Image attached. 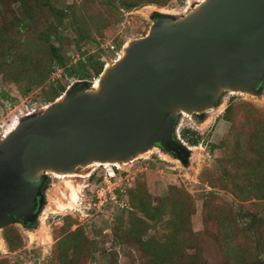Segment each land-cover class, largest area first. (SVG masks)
<instances>
[{
  "label": "water",
  "instance_id": "water-1",
  "mask_svg": "<svg viewBox=\"0 0 264 264\" xmlns=\"http://www.w3.org/2000/svg\"><path fill=\"white\" fill-rule=\"evenodd\" d=\"M121 56L104 66L98 87L72 84L0 139V235L28 224L50 175L134 162L169 145L180 114L213 110L225 92L259 97L264 0H204L153 23Z\"/></svg>",
  "mask_w": 264,
  "mask_h": 264
},
{
  "label": "trees",
  "instance_id": "trees-1",
  "mask_svg": "<svg viewBox=\"0 0 264 264\" xmlns=\"http://www.w3.org/2000/svg\"><path fill=\"white\" fill-rule=\"evenodd\" d=\"M169 1L0 0V79L17 86L22 97L32 95L34 102H54L67 91L68 78L88 81L92 74L99 77L102 73L105 31L110 25L120 23L122 10L131 11L144 5L162 7ZM153 15L157 17L160 13ZM89 45H95L97 51L89 54ZM59 70L61 78L52 80V75ZM1 94L2 99L14 103L7 93ZM223 120L231 126L214 148L228 150L230 156L216 162L213 173L218 175L208 176L211 186H219L237 200L255 199L253 204L263 203L264 118L254 106L241 102L229 104ZM184 137L192 146L200 142L196 134L186 136L185 133ZM171 190L170 197L153 204L145 187L129 188L130 227L124 229L123 218L113 215L121 228L117 242L132 264H207L205 258L210 253L212 264H264V216L251 213V219L242 224L249 213L235 212V207L223 202L218 193L203 194L205 220L217 225V234L207 238L209 242L200 241L191 228V216L195 213L192 195L175 186ZM122 196L118 191V198ZM64 221L53 233L55 242L49 263L94 264L95 255L107 249L96 238L90 239L82 225L72 230L77 224L75 219L67 216ZM160 224L164 226L163 233L158 230ZM232 229L236 235L248 236L247 242L235 243L231 238ZM150 230L155 233L145 239ZM4 239L10 252L24 246L14 227L4 230ZM222 243L226 247L217 251ZM0 264L10 263L0 260Z\"/></svg>",
  "mask_w": 264,
  "mask_h": 264
},
{
  "label": "rangeland",
  "instance_id": "rangeland-1",
  "mask_svg": "<svg viewBox=\"0 0 264 264\" xmlns=\"http://www.w3.org/2000/svg\"><path fill=\"white\" fill-rule=\"evenodd\" d=\"M74 0H68L72 3ZM195 0H171L165 6L144 5L131 11L122 10L121 21L118 24L110 25L105 31V43L103 48L106 50L103 58L105 64L110 63L115 58V53L110 48H105L109 42L115 46V51L121 53L124 45L135 39L144 37L148 34L151 25V15L154 13H169L178 15L182 10L181 16L185 15L190 9V3ZM202 0L197 1V3ZM18 8V5H16ZM194 8V7H193ZM104 10V6L102 7ZM186 11V12H185ZM70 36H74L72 32ZM97 38H100L97 36ZM97 51L95 45H89V54ZM105 66V65H104ZM62 71L59 70L52 75V80L61 78ZM99 78L92 74L88 81L95 84ZM79 80L68 78L66 81L67 89ZM263 93L259 97L243 94L223 93L219 105L205 114L180 115L176 127L178 139L187 143L190 148L191 157L187 165H183L179 160L169 157L159 149L139 157L134 162L127 165H120L114 168L115 179L110 181L105 179V175L111 171V167H92L87 172L91 176L74 177L59 179L49 177V190L46 199V208L40 216L35 229H27L22 225L12 226L20 234L24 246L16 252H10L4 239V230L1 232L0 239V260H7L10 264H50V257L54 245L53 233L64 224V219L69 216L77 221L72 226L75 230L82 225L88 233L90 239L96 238L107 249L105 253L96 254L94 264H132L126 255L125 249L119 245L120 229L113 215L121 216L124 220V229L129 228L130 210L128 203L127 190L142 185L150 193L153 204H157L160 199L170 197L171 187L175 186L186 190L192 195L195 204V213L191 216L192 231L198 234V240L205 242L212 239L211 235L217 234V225L212 221H206L204 217L203 194L215 192L220 199L233 205L234 211L242 210L250 214L242 224L251 219V213L264 216V202L254 203L251 201H241L230 192L222 190L219 186H211L210 178H215L218 174L213 173L218 159L229 158L228 150L214 148L219 145L226 137L230 129V123L223 120V113L229 104L246 102L259 110V114L264 118V85ZM2 91L7 93L9 98L14 99L12 103L8 99L0 96V135L9 133L14 127L13 122L24 113L40 111L44 106L43 101H32L31 96L22 97L17 86L12 83L1 81L0 95ZM243 114V113H241ZM196 134L200 138L197 146H192L184 137ZM188 133V134H187ZM91 177V178H90ZM101 179V180H100ZM67 182V183H66ZM67 184V185H66ZM118 191L123 194L118 198ZM123 209H125L124 212ZM127 210V211H126ZM240 226V225H239ZM164 226L160 224L158 230L165 232ZM234 236L231 238L235 243L247 242V237L241 234L236 235V230L232 229ZM154 230H150L147 239ZM195 234V235H196ZM209 235V237H207ZM209 242V241H208ZM225 244L218 246L220 252L224 250ZM219 252V253H220ZM115 253V254H113ZM206 250L202 252L205 256ZM207 264L213 263L211 253L208 254Z\"/></svg>",
  "mask_w": 264,
  "mask_h": 264
},
{
  "label": "flooded vegetation",
  "instance_id": "flooded-vegetation-1",
  "mask_svg": "<svg viewBox=\"0 0 264 264\" xmlns=\"http://www.w3.org/2000/svg\"><path fill=\"white\" fill-rule=\"evenodd\" d=\"M187 1H190V0H187ZM197 1H199V0H195L192 3H190L191 7H189V9H192L193 7L198 5ZM177 14L178 15H172L169 13H160V16L156 17L154 15H151L150 18H151L152 23L159 21L164 16H169L170 18L175 19L176 17L181 16L182 10L178 11ZM263 85H264V83H263ZM263 85L260 87V89L262 90V93H263V89H262ZM219 101L217 102L216 107L219 105ZM180 115H182V114H180ZM180 115L176 119V123L173 127V130H172L171 134L169 135V141H170L169 145H167V147L161 146L159 151L163 152L164 154L168 155L169 157H173V159L179 160L183 165H187L188 160L191 157V153L189 151L190 148L187 146V143L183 142V140L181 141V139H178V135L176 133V127H177ZM195 116H199V115H195ZM49 180H50V178H47V180L43 186V189H42V194L39 195L37 197L36 201L28 207L27 210L29 211V219H28V217H27V219L29 220V222L27 225H23L24 228L33 230L37 227V222L40 219V216L43 213L44 209L46 208L47 193H48V190L50 187L49 186L50 185Z\"/></svg>",
  "mask_w": 264,
  "mask_h": 264
},
{
  "label": "built area",
  "instance_id": "built-area-1",
  "mask_svg": "<svg viewBox=\"0 0 264 264\" xmlns=\"http://www.w3.org/2000/svg\"><path fill=\"white\" fill-rule=\"evenodd\" d=\"M105 48H110V50L116 54L114 60H117V59L120 58L121 53H117V51H115V46H114V45H111L110 42H109L108 44L105 45ZM105 65H106V64H105ZM31 114H32L31 111H28V112L24 113L25 116H30ZM18 120H19V118L17 117V118L15 119V121L13 122L12 127H14V126L16 125V123L18 122ZM5 133H6V132H5ZM5 133H3L2 135H0V139L3 138V137L5 136ZM100 167H104V168H106V167H111V168H110L111 171L108 172L107 175H105L104 178L107 179V180H110V181H112V180L115 179L116 175H115L114 168H118L117 166H110V165H109V166H106V165H103V166H100Z\"/></svg>",
  "mask_w": 264,
  "mask_h": 264
},
{
  "label": "bare ground",
  "instance_id": "bare-ground-1",
  "mask_svg": "<svg viewBox=\"0 0 264 264\" xmlns=\"http://www.w3.org/2000/svg\"><path fill=\"white\" fill-rule=\"evenodd\" d=\"M204 0H202L201 2H199V3H202ZM198 3V4H199ZM190 11V10H189ZM188 11V12H189ZM187 12V13H188ZM129 43V42H128ZM128 43L125 45V47L128 45ZM122 57V56H121ZM120 57V58H121ZM98 82H99V79L95 82V84H94V87H98ZM231 94H237V93H232V92H230ZM60 99V98H59ZM48 107V106H47ZM47 107H45V108H47ZM185 113H183V115H184ZM186 115H188V114H186ZM189 116V115H188ZM15 129V127L12 129V130H14ZM11 130V131H12ZM10 131V132H11ZM9 132V133H10ZM9 133H7V135L9 134ZM5 137V136H4ZM154 151H156V150H153V151H151V152H154ZM151 152H149V153H151ZM124 165H127V164H124ZM95 166H100V165H94V167ZM106 166H109V165H106ZM117 167H120V165H117ZM87 176H90L89 174H73V175H57V174H53V175H50V177H56V178H59V179H67V178H74V177H83V178H86ZM67 183V182H66ZM67 185V184H66ZM0 241H2L1 239H0ZM0 248H1V245H0Z\"/></svg>",
  "mask_w": 264,
  "mask_h": 264
}]
</instances>
